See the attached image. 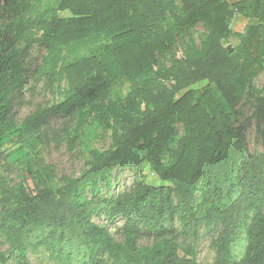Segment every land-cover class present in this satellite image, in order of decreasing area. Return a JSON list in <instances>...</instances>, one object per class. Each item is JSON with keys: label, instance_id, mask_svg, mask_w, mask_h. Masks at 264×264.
Listing matches in <instances>:
<instances>
[{"label": "trees", "instance_id": "obj_1", "mask_svg": "<svg viewBox=\"0 0 264 264\" xmlns=\"http://www.w3.org/2000/svg\"><path fill=\"white\" fill-rule=\"evenodd\" d=\"M263 7L264 0L238 5L182 0V7L175 0H62L53 12L46 58L54 73L66 54L73 57L65 68L68 98L60 107L97 105L120 78L131 89L124 104L97 105L113 118L110 126L99 116L112 129V147L91 152L89 168L52 196L43 178L48 165L36 153L35 126L26 122L14 133L2 128L8 95L0 77V148L15 136L21 146L10 157L26 163L20 187H1L0 236L9 248L0 250V264H29V251L39 248L56 264H97L100 254L104 264H197L203 224L217 227L226 254L239 216L251 212L249 259L234 264H264V158L246 155V139L232 121L243 95L253 90L256 69L264 65ZM234 10L248 19V28L245 35L235 33L241 42L229 54L223 41L233 35ZM168 17L175 23L164 27ZM197 22L209 30L202 47L189 46L185 58L167 70L172 85L153 79L156 52L167 51L177 34ZM92 46H99L97 54L87 52ZM116 164H147L166 184L113 201L89 198L87 188L96 192L101 179L110 183ZM101 211L126 220L125 243L93 221ZM150 233L160 241L139 247L138 239ZM175 236L180 238L172 243Z\"/></svg>", "mask_w": 264, "mask_h": 264}, {"label": "rangeland", "instance_id": "obj_2", "mask_svg": "<svg viewBox=\"0 0 264 264\" xmlns=\"http://www.w3.org/2000/svg\"><path fill=\"white\" fill-rule=\"evenodd\" d=\"M218 1L238 5L245 0ZM61 2L62 0H0V77L4 79L2 88L8 95L1 125L4 130L13 133L26 122L35 126L39 137L36 153L48 165L43 178L51 188L52 196L57 195L61 187L79 178L89 168L91 152H105L112 147L110 126L113 125V118L102 113L97 105L101 101L106 104H124L131 89L130 83L125 78H120L111 83L105 99L98 100L97 105H90L88 108L76 106L71 110L60 107L68 98L70 84L65 76V68L73 57L66 54L64 62L54 73L48 71L46 58L50 48L48 34L54 29L53 12ZM175 2L182 7V0ZM174 23L175 20L168 17L162 25L167 27ZM230 28L233 35L223 41V44L226 49L232 48L234 54L241 42L235 33L245 35L248 19L234 10ZM208 33L209 30L202 22L184 28L176 35L167 51L156 52L151 69L153 79L163 85H172L173 80L167 70L176 61L185 58L189 46L202 47ZM98 51L99 46H92L87 52L97 54ZM205 86L206 83L193 88L201 89ZM252 86L253 90L243 95L232 121L233 128L246 139V155L250 159L261 161L264 158V65L256 69ZM216 95L220 97L218 92ZM99 116L107 117L106 121L110 126L102 123ZM176 128L179 134L183 132L181 124ZM20 146V141L13 136L0 148V194L2 186L20 187L24 182L26 163L10 157ZM108 177L110 183L107 179H101L96 192L91 187L87 188L89 198L102 202L113 201L134 195L145 186L157 188L166 184L147 164L134 168H123L116 164ZM262 214L264 217V209ZM254 216L253 212L239 216L240 221L236 223L238 229L230 235L226 254L221 253L217 227L203 224L199 228L196 247L197 264H234L241 260L248 262V229ZM92 219L98 225L106 227L116 242L127 241L126 220L123 217L110 219L105 211H101L93 215ZM176 227L179 230L178 223ZM179 238L175 236L170 241L173 243ZM159 241L154 234H143L137 245L141 248L152 247ZM8 248V241L0 236V250L6 252ZM28 263L56 264L43 248L31 249ZM104 263L100 254L97 264Z\"/></svg>", "mask_w": 264, "mask_h": 264}, {"label": "water", "instance_id": "obj_3", "mask_svg": "<svg viewBox=\"0 0 264 264\" xmlns=\"http://www.w3.org/2000/svg\"><path fill=\"white\" fill-rule=\"evenodd\" d=\"M228 52H229V54H231L233 52V49L229 47Z\"/></svg>", "mask_w": 264, "mask_h": 264}]
</instances>
